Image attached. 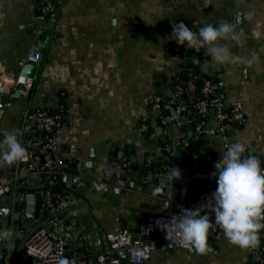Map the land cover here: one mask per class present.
Masks as SVG:
<instances>
[{"label":"crops","instance_id":"obj_1","mask_svg":"<svg viewBox=\"0 0 264 264\" xmlns=\"http://www.w3.org/2000/svg\"><path fill=\"white\" fill-rule=\"evenodd\" d=\"M56 1L57 17L46 20L45 33L37 36L39 0H0V89L2 73L23 75L25 66L20 67L19 62L30 48L43 51L42 61L34 64L38 67L23 75L34 80L31 96L14 100L9 109L0 112V140L5 131L20 133L26 106L49 107L63 115L67 126L57 134V156L82 178L79 186L70 188V216L81 235L69 255L91 252L85 264H98L96 257L102 250L97 253L92 249L104 248V235L118 225L136 231L138 224L152 215L181 213L173 207L163 208L159 198L147 193L153 185L147 182V158L165 160L175 140L193 142L199 157L189 166L186 160L179 163L176 153L175 168L181 176L169 185L171 196H197L204 186L202 177L208 181L213 177L215 162L227 150V142H244L245 157L259 156L264 161V39L251 36L254 29L264 31V0ZM248 12L254 13L251 21L246 18ZM236 17L240 18L238 29L245 32L244 46L222 43L234 55L250 57L255 53L259 61L250 68L214 64L205 55L206 47L199 52L194 49L189 64V48L171 36L173 23L183 21L198 31L206 24L232 22ZM193 65L220 81L226 103H241L244 118L229 127L225 138L195 134L193 126L175 125H170L167 136L154 139L143 134L140 126L144 119L160 132L158 116L149 111L153 96H171L182 69ZM209 125L215 127L217 122L211 118ZM119 149L130 153V179L137 183V190L122 194L94 190L90 179L117 159ZM210 244L214 248L206 254L194 249H157L145 264H253L250 251L232 245L224 235Z\"/></svg>","mask_w":264,"mask_h":264},{"label":"built area","instance_id":"obj_2","mask_svg":"<svg viewBox=\"0 0 264 264\" xmlns=\"http://www.w3.org/2000/svg\"><path fill=\"white\" fill-rule=\"evenodd\" d=\"M41 24L35 30L37 36L45 33L43 23L55 19L58 15L56 0H39ZM43 59V51L38 47L28 50L19 62L20 67L36 64ZM187 78L177 84L169 97L155 95L149 103L150 113L159 118L160 132L153 125L143 120L140 131L151 138L167 136L170 125L179 128L194 126L195 134L220 135L226 137L229 127L244 118L241 103L228 105L225 101L220 81L214 76L194 75L193 68L187 69ZM3 86L0 94V112L9 109L14 100L29 98L34 88V80L23 75L2 73ZM179 79V78H178ZM200 90V96L197 95ZM189 95V100L184 96ZM197 118H192L194 114ZM19 140L26 147L28 159L12 166H0V231L12 229L13 235L8 240H0V264H59L67 259L69 264H85L86 256L69 255L71 245L81 232L73 224L70 211L73 200L70 188L81 184L82 178L71 170L69 162L57 156V134L66 128L63 115L49 107L33 108L26 106L22 114ZM213 118L217 125L210 127ZM1 141V140H0ZM194 143L190 140H175L165 160L170 162L152 167L153 158H147L149 179L153 185L147 190L149 196L159 198L165 209H195L207 203L217 188L216 178L209 181L202 177L204 186L195 197L171 196L167 189L171 181L167 173L175 168V156L179 148H184L186 164L193 166L199 154L193 151ZM231 143H226V147ZM210 156H208L209 158ZM247 157V156H246ZM264 167V161L256 156ZM164 160V159H163ZM161 160V161H163ZM157 161V160H156ZM132 161L124 150L117 151V159L112 164L103 166L101 173L90 179L94 190L101 193L122 194L128 190H137V183L130 179ZM174 183V182H173ZM30 193L40 196L38 218L27 217V197ZM203 214V213H202ZM173 215L155 214L140 222L137 230L129 226L118 225L104 235L105 245L97 254L98 264H145L152 252L161 250H189L175 238L167 239L164 223ZM214 223L215 214H211ZM116 221L120 219L117 217ZM264 229L260 231V243L255 249H248L253 264H264ZM223 232L210 229L208 242H219ZM24 254L22 255V251ZM85 255V254H84ZM68 256V257H67Z\"/></svg>","mask_w":264,"mask_h":264},{"label":"clouds","instance_id":"obj_3","mask_svg":"<svg viewBox=\"0 0 264 264\" xmlns=\"http://www.w3.org/2000/svg\"><path fill=\"white\" fill-rule=\"evenodd\" d=\"M246 18L251 21L254 13L248 12ZM240 18L232 22L221 21L218 25L206 24L193 31L183 21L173 23L171 36L176 42L197 52L206 47L205 55L217 65L242 64L252 67L259 57L252 53L250 57L234 55L230 47L222 41H232L243 47L245 32L238 29ZM253 39H264V31L254 29ZM19 130L3 133L0 141V166H12L26 161L28 152L19 140ZM246 144L242 141L232 143L215 162L211 175L216 178L217 188L207 203L195 209H182L179 215H173L163 227L167 239L175 238L185 248L206 254L210 250L208 237L210 229L219 228L229 243L241 249H255L260 243V231L264 229V167L256 156H244ZM179 168H172L167 173V180L172 183L180 178ZM203 213V214H202ZM215 214L214 223L211 214ZM13 230L0 231V240L12 237ZM59 264H69L61 259ZM74 264V262H72Z\"/></svg>","mask_w":264,"mask_h":264},{"label":"water","instance_id":"obj_4","mask_svg":"<svg viewBox=\"0 0 264 264\" xmlns=\"http://www.w3.org/2000/svg\"><path fill=\"white\" fill-rule=\"evenodd\" d=\"M186 55L188 57L187 63L191 64L193 63V58H194V49H187L186 50ZM38 66H35L34 64H28L23 68V75H26V73H30L33 69H35ZM194 129V126H193ZM177 156H178V162L179 163H185L186 160V154L184 148H179L177 150ZM39 209H40V196L38 194L30 193L27 197V209H26V214L27 217L31 219H37L39 215ZM210 249L214 248L213 244H210ZM103 248H96L94 247L92 249L93 252H99ZM68 257V256H67ZM15 264H24L21 261H16ZM25 264H31L30 262H27Z\"/></svg>","mask_w":264,"mask_h":264},{"label":"trees","instance_id":"obj_5","mask_svg":"<svg viewBox=\"0 0 264 264\" xmlns=\"http://www.w3.org/2000/svg\"><path fill=\"white\" fill-rule=\"evenodd\" d=\"M192 68H193V73H194V75H200V76H207V75H205V74H202L200 71V69L196 66V65H193L192 66ZM188 70H186V69H182V71H181V73H180V75H179V79H177L175 82L177 83V84H183L182 82L187 78V72ZM213 77V76H212ZM184 85V84H183ZM197 92V95H199L200 96V90H197L196 91ZM184 99L185 100H189V95L187 96H184ZM198 117V115H197V113L196 114H194L193 116H192V118H197ZM127 151V150H126ZM129 155H130V153L129 152H126V156H128L129 157ZM254 156V155H253ZM170 161L169 160H163V161H161V160H153V164H152V167H154V166H158V165H165V164H167V163H169ZM24 254V250L22 251V255Z\"/></svg>","mask_w":264,"mask_h":264}]
</instances>
